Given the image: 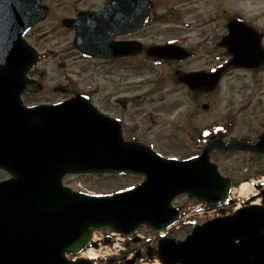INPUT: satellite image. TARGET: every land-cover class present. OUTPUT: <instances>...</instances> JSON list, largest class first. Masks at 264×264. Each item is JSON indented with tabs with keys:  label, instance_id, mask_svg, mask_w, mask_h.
<instances>
[{
	"label": "water",
	"instance_id": "1",
	"mask_svg": "<svg viewBox=\"0 0 264 264\" xmlns=\"http://www.w3.org/2000/svg\"><path fill=\"white\" fill-rule=\"evenodd\" d=\"M42 1L0 0V169L11 176L0 183V264H92L72 263L65 255L80 254L96 231L128 237L144 225L154 234L163 232L178 221L179 210L171 203L181 195L209 208L224 205L231 181L220 175L210 154H264V134L255 145L213 137L198 157L178 161L125 142L120 123L100 115L82 97L54 106L21 104V93L40 90L25 78L36 55L23 36L44 19ZM149 9L148 0H106L101 11L79 13L77 20L63 24L74 30V45L82 53L123 57L140 52L139 46L113 43V37L140 30ZM227 30L219 45L232 59L212 73L176 72L178 84L191 92H212L228 70L264 64L260 37L250 27L232 21ZM146 53L166 60L188 58L176 46L152 47ZM124 173L143 181L131 190L97 197L62 186L67 174ZM260 196L262 206L247 205L195 226L184 241L161 239L159 263L264 264V191ZM153 254L149 250L148 257Z\"/></svg>",
	"mask_w": 264,
	"mask_h": 264
},
{
	"label": "rangeland",
	"instance_id": "2",
	"mask_svg": "<svg viewBox=\"0 0 264 264\" xmlns=\"http://www.w3.org/2000/svg\"><path fill=\"white\" fill-rule=\"evenodd\" d=\"M153 2L156 8L152 21L136 37L146 45L177 44L191 52L190 59L179 64H151L139 59L111 67L103 61L81 58L72 46V32L62 26L61 21L71 18L76 11L98 7L102 0H44L48 14L27 38L42 56L33 73L42 78L39 77V82L43 91L40 97L33 99L55 102L67 97L70 89L90 93L97 108L106 107L109 116L120 119L124 139H134L132 141L150 147L164 158L180 161L200 154L203 145L196 138L199 132L210 133L216 126H227L228 122L233 124L230 132L237 138L253 139L264 125V71L226 73L218 88L207 94L190 93L176 84L174 71H207L215 66L224 52L217 42L226 34L228 18H242L264 33V0ZM58 88L68 92L63 94ZM202 105H207V109H202ZM210 161L233 183L230 197L233 203L225 206L226 213L255 197L257 190L253 182L264 180L262 158L217 151L211 154ZM4 179L7 174L0 170V181ZM140 182L141 178L133 175H70L63 179L72 190L95 195L124 191ZM243 184L252 186V193L244 198L238 196ZM256 200L260 203V199ZM173 206L180 208L182 213L179 225L168 231V238L175 241L185 239L190 233L191 222L199 225L210 217L205 208H197L199 203L189 201L185 196L174 200ZM141 235L148 244L137 246L135 250L142 248L146 252L147 246L156 247V237L145 230ZM105 252L103 247L95 252L101 257L98 260L101 264L108 263Z\"/></svg>",
	"mask_w": 264,
	"mask_h": 264
},
{
	"label": "flooded vegetation",
	"instance_id": "3",
	"mask_svg": "<svg viewBox=\"0 0 264 264\" xmlns=\"http://www.w3.org/2000/svg\"><path fill=\"white\" fill-rule=\"evenodd\" d=\"M151 1V3H152V8L150 9V12H149V14H148V17H147V19H146V21H145V25H144V27L141 29V30H143V29H145L146 28V26H148L150 23H151V21H152V18H153V12L155 11V8H156V4L153 2V0H150ZM104 2H105V0H102V3L98 6V7H94V8H90V9H84V10H79V11H76V12H74L73 13V15L71 16V18H74L75 17V15L78 13V12H80V11H85V12H94V11H98V10H100L102 7H103V5H104ZM231 18H238V19H240V20H243L244 22H246L247 23V25L248 26H250V27H253L254 28V30L259 34V36L261 37V43H260V45L264 48V46H263V41H264V33L263 32H261L260 30H258L254 25H252V24H250L249 22H247V21H245L244 19H242V18H239V17H231ZM231 18H228V20H230ZM227 20V21H228ZM39 25V24H38ZM37 26V25H36ZM35 26V27H36ZM141 30H139V31H135V32H132V33H130V34H127V35H121V34H119V35H116V36H114L113 37V40H114V42H117V43H120V42H132V43H134V44H136V47H138L139 46V49H140V52H135L134 53V55H132V56H127V57H113V58H96V57H93V56H91V55H89V53H86V54H84V55H82V54H80L79 52V55L81 56V58H84V59H86V60H96V61H103V62H105V63H107V64H109L111 67H112V65H114V64H116V63H119V62H123V61H130V62H135V61H139V59H141L142 61H145V62H148V63H151V64H163V63H169V64H173V63H182V61H167V60H158V59H154V58H151V57H148L147 56V54H146V51H147V49L149 48V47H151V46H154L155 44H150V45H146V44H144L142 41H140V40H142L141 38H138V37H136L138 34H140L141 33ZM72 32V31H71ZM29 34V33H28ZM72 34H73V32H72ZM224 36V35H223ZM222 36V37H223ZM221 37V38H222ZM221 38H220V40H221ZM220 40L217 42V46L219 47V42H220ZM165 44H167V43H163L162 45H165ZM172 44H174V43H172ZM177 45V44H176ZM34 46V45H33ZM178 46V45H177ZM35 47V46H34ZM36 48V47H35ZM222 49V48H221ZM224 50V49H223ZM189 51V50H188ZM189 53H190V55H191V57H192V54H191V52L189 51ZM229 59V57L226 55V53H225V50H224V52H223V54H222V57L219 59L220 61L218 62V63H216V65L215 66H213V67H211L209 70H207V72L209 71H212L214 68H216L217 66H219V65H221V64H223V63H225L227 60ZM40 62V61H39ZM184 62V61H183ZM139 63V62H138ZM38 65V64H37ZM37 67V66H36ZM36 67H34L32 70H30L29 72H28V75H27V77L29 78V79H33V80H36V81H39V75L38 74H35V73H33V71H34V69H36ZM177 70H179V69H177ZM177 70H175L174 71V73L177 71ZM196 71V70H195ZM234 71H236V70H233V71H230L228 74H231L232 72H234ZM262 71H264V65H263V67L261 68V69H259V70H257V71H248L249 73H259V72H262ZM191 72H193V71H191ZM40 79H42L41 77H40ZM180 86V85H179ZM75 89H70V96H72L73 95V91H74ZM42 91H43V89L40 91V92H38V93H24V94H22L21 95V100H22V103L24 104V105H26V106H34V105H39V104H44V105H46V104H55V103H58L59 101H62V100H65L67 97H63L61 100H57L56 99V101L54 102V100L53 101H50V102H44V101H42L41 99L40 100H34L33 99V97H40L39 95H41V93H42ZM59 92H63V94H65L64 92H68V91H66L64 88H60L59 89ZM58 92V93H59ZM196 93H203V92H196ZM85 95H87L91 100H93V97H92V95L90 94V93H84ZM203 94H205V93H203ZM119 102L121 101V99H119L118 100ZM117 101V102H118ZM118 105L120 106V104L118 103ZM99 108V110L101 111V112H103L104 114H106V113H110V111L106 108V107H98ZM263 123H264V111H263ZM232 123H227V129H226V131H227V135H226V139H242V140H247L248 142H250V143H255L257 140H258V137L262 134V133H264V125L261 127V129H260V131L257 133V134H254L253 136V139H246V138H237L236 137V135L235 134H232L233 132H230L231 130V128H232ZM218 133H219V129H217L216 130ZM239 153V152H238ZM240 154H242V153H240ZM246 154H249V153H246ZM250 155H252V154H250ZM252 156H255V157H259V158H262L263 160H264V155H252ZM260 183H262V184H264V180H261V181H259ZM144 244V242H140V243H138L137 244V246H140V245H143ZM142 247V246H141ZM133 250H131V249H126V252L122 255V260H125L126 258H128V260L127 261H133V264H138L139 262H143L144 260H146V253H145V251L143 252L142 251V248H139V249H136L134 252H133V254L131 253ZM136 256H137V258H136ZM136 258V259H135ZM114 262H116V259H114ZM117 262H120V259H117ZM127 263V262H126Z\"/></svg>",
	"mask_w": 264,
	"mask_h": 264
},
{
	"label": "bare ground",
	"instance_id": "4",
	"mask_svg": "<svg viewBox=\"0 0 264 264\" xmlns=\"http://www.w3.org/2000/svg\"><path fill=\"white\" fill-rule=\"evenodd\" d=\"M238 191H239L238 196L244 198L245 196L250 195L252 193V187L249 186L248 184H243L239 187ZM91 257H94V254L89 255V258ZM154 264H158V262H155Z\"/></svg>",
	"mask_w": 264,
	"mask_h": 264
},
{
	"label": "trees",
	"instance_id": "5",
	"mask_svg": "<svg viewBox=\"0 0 264 264\" xmlns=\"http://www.w3.org/2000/svg\"><path fill=\"white\" fill-rule=\"evenodd\" d=\"M220 135H224L223 133H219ZM208 136L206 137V138H204V139H202V140H200L201 141V143H206L207 141H208Z\"/></svg>",
	"mask_w": 264,
	"mask_h": 264
}]
</instances>
